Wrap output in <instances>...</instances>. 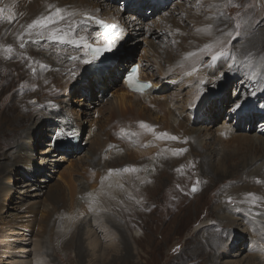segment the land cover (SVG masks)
Listing matches in <instances>:
<instances>
[{
    "label": "rangeland",
    "instance_id": "obj_1",
    "mask_svg": "<svg viewBox=\"0 0 264 264\" xmlns=\"http://www.w3.org/2000/svg\"><path fill=\"white\" fill-rule=\"evenodd\" d=\"M16 1L20 4L19 6L27 7L39 0ZM60 1L62 3L60 6L64 9L74 11L73 1L75 0ZM88 1L89 6L84 9L105 20L112 19V22L107 20L109 23L118 22L120 16L124 17L126 22L122 30L125 31V38L122 39L123 46L120 51L117 48V51L107 55L110 61L106 65L107 79L104 85L98 84L95 74L89 72L84 76L78 73L75 80L64 83L56 94V103L50 104L54 111H61V123L64 122V112H67L74 124L78 122V125H85L83 141L82 134H79L77 138L76 146L82 149V152L78 151L77 156H67L51 171L42 170V166H39L32 172L27 171L28 174H21L19 168L22 167L16 166L15 159L31 153L36 157L38 151L49 150V140L59 124L56 121H48L52 120L48 117L46 121L38 118L37 114H32V108L29 111L24 110V108L36 107L35 102L38 97L36 89L31 86L32 83L28 78L21 82L26 76V65L17 62L3 64L0 61V264H34L37 258H42L44 264H79V262L80 264H104L112 259H119L121 253L110 247V240H103L101 251L91 255L88 250L81 254L77 248L78 237H75L76 242L70 239L77 229L70 230L73 233L70 231L65 233L66 237H62L61 234L55 235L64 228L65 218H68L69 206L65 193H61V183L71 164V158H75L73 167L77 171L74 178L77 179L79 190L81 186L88 188L83 176L86 173L88 178L90 172L88 170L93 173L94 169L102 167L105 171L115 170L112 172L117 177L122 176L126 184L123 188L125 193L121 200L111 199L119 206L124 205L123 198L126 194L135 195L136 190L139 193L143 192L147 186H142L147 180L145 173L147 176L154 174L156 178L162 175V171L158 175L154 173L156 171L154 167L145 170L137 166L133 170L137 162L151 161L153 156L156 167L161 154L156 150L159 146H153L154 143L149 146L143 142L141 148L136 145L127 148L129 140L125 138V135L132 137L134 132L127 126L119 127L118 123L109 117L110 109L118 105L114 95L118 93L117 89L124 82L122 75L132 63L143 64L142 69L148 76H159L163 79L164 88L155 90V94L163 100L161 102H167L166 110L161 109L158 102L153 108L149 110L144 108L139 112L144 122L151 128L165 134L171 131L169 132L171 135H165L167 138L163 141L162 149L170 148V151L182 153L184 157L174 161L176 164L172 166L173 169L179 166L177 204L171 200L172 192L165 195L168 209H174L175 212L169 213L167 209L161 208L162 211L159 213L147 212V215L151 214L150 217L142 214L139 218L134 217L127 208H125L127 213L121 215L120 208L114 206L115 204L110 207H98L96 203L93 204L96 207L95 213L101 214L103 218H112L119 228H123L124 232L129 234L133 252L131 251V262L128 264H210V262L227 264L231 261H238L241 264H264V239H254L252 242V239L245 237L250 234L245 226L244 230H240L238 226H233L232 231L229 230L218 219L215 209L222 191L234 186L240 179H232L226 182V186L218 183L213 187L209 184L204 172L205 162L202 159L204 155H209L212 151L218 152L222 148L221 139L226 142L231 139V137L228 138L230 134L236 136L256 134L260 127L264 128V125L261 126L264 122V91L257 90L258 85H263L259 78L264 77L262 76L264 74V0H208V3L204 0H167L166 5L162 0H157L161 7L152 0H128L129 6L124 5L125 7L123 2L127 0ZM26 3L29 4L26 5ZM56 3L57 1L54 2L55 5ZM198 20H203L205 24L212 26L211 39L222 40L231 56L235 57V61L225 55L210 66V54L199 52L201 57L198 58V68L196 67L197 75L190 82H187L189 78L185 75L179 82L178 79L170 78L166 74L165 67L166 64L168 66L182 58L185 52L182 46L185 43L194 42L193 37L196 36L198 31L196 27L199 25V22L195 21ZM238 21L241 26L237 31ZM3 31L2 29L0 33ZM98 39L93 36L90 42L97 44ZM59 44L43 43L33 48V56L36 60L40 58L53 62L54 67L50 72L60 70L67 63L83 58L84 47L65 48L60 47ZM72 56L78 59L71 60ZM21 68H24L25 76L18 77L17 73ZM48 85L53 90L58 87L54 82H49ZM170 98L173 99L171 102L173 105L169 102ZM198 102L200 103L197 104ZM237 103L241 105L240 109L232 111L231 109ZM246 104L253 107L254 111L243 113ZM38 109L41 107L38 106ZM168 111L172 112L171 118ZM227 125H231V130L225 137L223 130H226ZM122 129L124 133L121 132ZM188 129L190 131H187ZM198 130L202 135L209 134L203 136L207 142L203 148L202 145L200 146V141H198V148L193 144L196 140L193 134ZM69 132L63 129L57 141V148L54 150L59 153H69L71 150L75 152L74 149H65L69 145L67 140L73 139L75 130L70 137ZM200 139H202L201 136L197 140ZM20 140L22 141V146H18L20 150L12 152L14 144H19ZM96 140L99 144L94 148L93 142ZM13 141H15L13 146H10L9 144ZM113 148L116 149L112 151ZM137 148L145 155H138L135 150ZM54 150L46 153L44 157L57 159L51 157L56 152ZM94 150L99 156L89 168L85 156ZM115 159L120 160L121 166L115 167L117 166V163L114 165ZM215 160H218V156ZM121 161L124 162L121 163ZM234 161L229 164L232 163L233 166L239 160ZM183 162L190 166V170L187 167L183 169L185 167ZM132 176L137 177L134 183L131 180ZM167 177L168 174L165 173L163 180L167 181ZM26 182L31 183V186L32 184L46 186L41 191L29 190L31 187L25 186ZM194 185L197 188L196 191L192 190ZM8 187L11 189L6 191ZM50 196H57L56 200L51 202ZM243 197L247 202L251 201L250 198ZM148 198L152 201L150 194ZM239 200L241 199L236 198L233 202H228V205L237 206ZM145 201L151 203L148 200ZM34 205L39 212L31 215L28 210ZM44 207L52 211V223L48 229L44 227L45 221L41 211ZM80 219L77 217L75 221ZM206 220H212L211 224L205 223ZM95 224L91 223V226ZM75 225L73 227H76ZM139 226L145 228V234ZM89 229V226L83 228L85 246L89 236L86 232ZM232 232L233 239L224 238L228 235L230 237ZM223 238L225 244H229L230 250L225 251L216 247L215 251L219 249L220 253L218 251L213 254V243L218 240L221 243ZM116 239L119 241L118 234ZM215 258L217 260H214Z\"/></svg>",
    "mask_w": 264,
    "mask_h": 264
},
{
    "label": "bare ground",
    "instance_id": "obj_2",
    "mask_svg": "<svg viewBox=\"0 0 264 264\" xmlns=\"http://www.w3.org/2000/svg\"><path fill=\"white\" fill-rule=\"evenodd\" d=\"M55 1H57L56 3L57 5L54 4ZM204 1L208 3V0H204ZM73 2H74L73 10L77 14L76 17H79V18L75 17L74 18L75 20H80L85 15L96 16L95 14L88 13V11L84 9L85 7L89 6L88 0H75ZM60 3H61L60 0H39L35 4L31 3L32 5L31 4L28 5L29 3L28 4L26 3V5L28 6L22 7L19 6L20 4L16 0H0V8L4 9V12L0 14V31L2 29L4 30L3 32L0 33V61L3 64L4 63L6 64L7 62L9 63L17 62V63L25 64L26 76H25L24 68L23 69L21 68L18 71L17 75L18 77L25 76V78H23L21 82L26 78H28L32 83L31 86H33L36 89L37 91L36 95L38 96L36 97L38 101L36 99L35 102V104L37 105L36 107H28V108H24L23 106L21 107H23L24 110L27 111H29L32 108L33 109L32 114L33 115L37 114L38 118L44 119L46 121L48 117L49 119H52L48 121H56L59 124V126L54 130V134L53 136H51L52 138L49 140L48 143L49 150L42 149L38 151L36 157L32 156L34 154L31 153V154L21 155V157L15 159L16 166L22 167L19 168V171L22 172L21 174H28L27 171L32 172L39 166L40 167L42 166V170H49V171L54 170V167H56L58 163L64 161L62 159H65L67 156H77L78 151L82 152L80 146L78 148H73L74 144L72 143L71 139L67 140V144L69 145L66 146L65 149L68 150V148L70 147L71 149H74L75 152H73V150L71 149L69 153H59L58 151L54 150V148L55 149L57 148L56 147L58 144L57 141L60 135L63 133V129L66 130L67 132L72 131L74 129L75 130L74 136L78 134H82V141H83V135L86 131V127L85 125L84 126L78 125L79 124L78 122L74 124L72 118L67 114V112H64V116H63L64 122L61 123L60 120L61 111H54V108H52L50 104L56 103V94L59 92V90H61L64 83L65 82L69 83L75 80V76L78 73H82L84 74V76H86L89 72L95 74L99 85H104L107 79L106 65L110 61L109 56L106 55L103 57H99L95 60H92V54L91 52L88 51V47H87L93 45V43L90 42V38H92L93 36L99 38L97 44L101 45L106 43L105 38L102 35L100 29L97 27V25L93 22L92 19L87 24L86 28L81 26L79 28L74 29V32L76 33V36L74 38H76L77 36L86 37V39L81 43L87 45L86 47H84V52L82 53V55L83 58H86L90 61V63L88 64L83 63V58H82L79 61L67 63L60 70H53L50 72L51 68L54 67L53 62L42 60L39 57H37L39 59L36 60V58H34L33 56L34 55L33 48L34 46H40L43 43L54 45L56 44V42L48 41L45 39H41L40 37L34 36L33 39L38 40L39 42L28 43L27 42L28 37L25 36L24 37V40L26 42L25 47L20 48L21 41L20 39H18V37L27 30V25L31 24L35 19L41 16L49 15L57 7L64 9L62 6H60L62 5V3L61 4ZM119 12L120 10L118 11V13ZM9 16L12 17L11 21L8 20ZM107 20H109V22H112V19L110 18H108ZM117 21L118 22L115 21L116 24L119 23L122 28L125 27L126 21L124 17L120 16V18ZM195 22H199V25H197L196 27L198 28L196 36L193 37L194 42L191 44L185 43L182 46L185 49L183 56L181 55L182 58L179 61L171 63L168 66L166 64L165 67L166 74L170 78L178 79L177 81L179 82H181L182 78L185 75L189 78V80L188 78H185V80H188L187 82L192 81V79L197 75V71H198L197 70L198 58L201 57L199 55V52H201L200 54H203L204 52L201 50L204 48V46L206 44L214 42V40H212L210 37L212 36V32L211 35H208L206 32L201 31V29H204L208 26L207 24H205V21L198 20ZM8 24L11 25L8 26ZM59 26L65 27L64 24H61ZM124 32L122 30L121 39L118 41V43L115 46L116 48L118 47V51H120L121 47L123 46L122 39L125 38ZM5 37L7 40L5 39ZM9 46H11L13 49L11 53H8L6 51V49ZM59 46L65 48H77L75 45L72 44L60 43ZM85 52H88L87 57H84ZM191 53H196L197 55H189ZM41 65H44L46 67H41ZM33 69H35V71H33ZM61 70H63V72H60ZM262 76H264V74ZM14 77L15 76H13V78ZM139 78L143 80L146 79L151 81L153 80V88L143 93H135L129 89L128 85L125 82H123V84L120 85L119 89H117L116 91L118 93L114 95L116 98L115 101H117L118 105L113 106L110 109L109 114L111 116L109 117H112L114 119L113 121H116L119 127L124 125L131 128L132 131L134 132V135H132V137H128L127 135H125V138L129 140V143L127 144V148H130L135 145L141 148L143 142H146L147 145L149 146H152L151 144L153 143H154L153 146L155 145L159 146V149L156 150L161 152V154H160V159L158 160V165L156 167L154 165L155 159L153 156L151 161L137 162L133 170L137 166H141L145 170L146 168L151 169L152 167H154L156 171L158 170V172L154 171V173L158 175L162 171V175L159 178L157 177L158 178L157 179L156 175L153 174L151 176L150 175L147 176V173H145L144 175H146L145 178L147 180L146 183L143 184L142 186L144 187L146 185L147 186L141 193L137 192L136 190L134 193L135 195L126 194L127 197L125 196L123 198L124 199L123 206H119L118 203L117 204L113 203L111 199H115V198H118L119 200L122 199L123 193H125L123 192L124 190L123 188L126 187L125 180L122 179V176L121 178L117 177V175H115L113 172H109L107 170L105 171L104 168L102 167L94 169L93 173L91 172V170H88L90 171L88 174V178L86 176V173H84L85 172L84 171L83 176L87 182L88 188L87 187L83 188L84 186L83 187L81 186L82 189L80 188L79 190L77 186V179L74 178V174L77 171L73 167L75 158L74 159L71 158L70 159L71 164L68 166L63 176L65 182L62 181L61 183L62 185L61 193L62 194L65 193L66 201L68 202V206L70 210L67 209L68 218L67 219L65 218L64 228L58 231L55 236L61 234L62 237H66L65 233H68L72 229L75 230L77 229L70 239L76 242L75 237H78L79 243L77 245V248L80 250L81 254H84L88 250V252L91 255H96L98 251H101V248L103 246L102 245L103 240L105 241L110 240L111 241L109 244L110 247H112L113 250L117 249L118 252L121 253V255L119 256V259H112L108 263H104V264H128L129 262H131L130 256L132 255L133 252L132 250L133 246L129 242V234L124 232L123 228H119V226L112 218H106V217L103 218L101 214L95 213L96 207L93 205L94 203H96L98 207L99 206L110 207L115 204L114 206L120 208L121 215L122 213H127L125 210V208H127L134 217H139L142 214H144L147 217H150L151 214L147 215V212L159 213L162 211L160 210L161 208L167 209L169 213L173 212L174 209L172 210L168 209V204H166L167 200L165 199V195L166 194L169 195L170 192H172L171 200H173V202L177 204L176 190L178 187L177 174L179 172V166L177 165L178 168L176 166L175 169H173L172 166L176 164L174 163V161H179V158L184 157V154L177 153L176 151H170V148L162 149L163 141L165 140V138H167V136L164 135L165 133H161L159 130L153 129L150 126L149 128L140 127L141 122H143L144 124L146 123L142 119L139 110H143L144 108L149 110L153 108L155 104L158 102H160L158 103L160 104V108L166 110L168 106L166 104L167 102L166 101L161 102L163 100L159 99L157 94H155V90L163 89L165 84L163 83V79L161 77L159 76L150 77L144 72V69H141ZM62 79H64V81H62ZM259 80H262L263 85L261 86L258 85L257 90L264 91V77H260ZM204 81L206 82L207 80ZM49 82L52 83L54 82V84L57 83L58 87L55 90L51 89L48 85ZM157 87L159 89H157ZM15 92L17 93V89H15ZM172 100L173 99L170 98L169 102L171 103ZM191 100H194V98H192ZM199 103L200 102H198L197 104ZM38 106L41 107V109H38ZM253 111H254L253 107L247 106L246 104L242 112L247 113ZM168 112H169V117L171 118L172 112L170 111ZM44 113H46L47 116ZM262 125H264V122L261 123V126ZM225 128L226 130L224 129L223 133L226 137L227 134L229 133V130H231V125H227ZM187 131L190 130L188 129ZM169 132L171 131L169 130L166 133L168 135H171V133ZM257 133L245 134L244 136L241 135L236 136L235 134H233L235 135L233 136L230 134L228 138L231 137V139L227 140L226 142L221 139L222 148L218 152L215 153L211 150L212 152L211 153L209 152L210 153L209 155L206 154L204 155V157H202L203 161L205 162V165H203L204 172L208 177L209 184H211L212 186L217 185L218 183H221V185L225 184L224 186H226L227 185L226 182H229L232 179H240L238 183L236 182L237 180L235 181L236 183L234 184V186L222 191V194L219 195L220 198L218 199V203L215 209L219 217L218 219H220L222 223L225 224V227H227L229 230L232 231L233 226H238L240 230H244L243 227L245 226L246 230L250 233L245 237L252 239V242H254V239H264V128L260 127V130ZM71 135H69V137ZM207 135H202L201 131L199 130L195 134H193L194 137L196 136L195 143L192 142L194 146L198 148L199 147L198 141H200V146L202 145V148L205 147V144H207V142L205 140V137L203 136H207ZM200 136L202 139L197 140ZM14 142L15 141L11 142L9 145L13 146ZM93 144L95 148V146H97L99 143H97L96 140L95 142H93ZM18 146L20 147L22 146L21 140L19 141V144H14V148L11 149L12 152H14V150L15 152L19 151L20 147L18 148ZM194 146L193 148H195ZM115 149L116 148H113L112 151H114ZM53 150L56 152L53 153L51 157H56L57 159L54 160H52V158L46 159L44 155ZM135 150H137L138 155L144 154V152H141L138 148ZM112 151L109 153V155L112 153ZM98 156L99 155L98 153H96L95 150L91 151L85 156V158H87V161L89 163L88 164L89 168L92 166L93 161H97L96 159ZM217 156H218V160L216 161L215 158ZM234 160L235 161L239 160V161L235 163L233 166L231 165L232 163L229 164ZM122 162L124 161H121V163ZM185 162H183L184 164L181 163L185 166L183 167V169L187 167L190 170V166L186 164L187 162L186 163ZM115 163H117V166L115 167H118L120 165V160L115 159L114 165ZM165 173L168 174L167 181L163 180V175ZM131 180L134 183V180L137 181V177L132 176ZM43 183L45 182L43 181ZM30 184L31 183L26 182L25 186H30L31 188H29V190L34 189L35 191L37 190L41 191L46 186V185H34V184H32L31 186ZM138 187H140V185H138ZM163 187L166 188L163 189ZM10 189L11 187H8L6 191ZM166 191H168V193H165ZM148 194H150V199L152 201L149 200ZM248 194H255L256 199L255 200L251 199V201L247 202L243 196L249 198ZM56 197L57 196H50L49 200L53 202L56 200ZM229 198H231L232 202L236 198H239L241 200L238 201L239 203H237V206H229L228 205ZM145 200H148L151 203H148ZM41 211L45 221L44 227L48 229L50 223H52L51 220L52 211L49 210L48 207L47 208L44 207L43 210ZM28 212H30V214L32 215L35 214L36 212H39V210L37 209V206L34 205L31 207V209L28 210ZM55 212L57 213V211ZM77 217H80L81 219L79 221H75ZM211 221L206 220L205 223L211 224L210 223ZM91 223H96V224L95 226H91ZM74 224H76L75 225L76 227H73ZM85 226L90 227V229L87 230L86 232V234L89 233V236L87 238L88 242L86 246L84 245L83 242V228ZM139 228L142 230L144 234L146 233L145 228H142L141 226H139ZM70 233L73 232L70 231ZM117 234L119 235V241H117L116 239ZM231 235L230 237L228 235L225 236L224 238L233 239V232ZM224 238L221 241V243L219 242V240L218 242L213 243L212 245L213 254L217 253L219 249H224L225 251L230 250L229 249L230 246H228L229 244L228 245L225 244L226 242ZM203 246L206 247L205 245ZM216 247H218L219 249L215 251ZM214 260L217 259L215 258ZM212 263L215 262H210V264ZM233 263L241 264L238 263V261H234V262L231 261L228 262L227 264H233ZM34 264H44V263L42 258L41 259L37 258L34 261Z\"/></svg>",
    "mask_w": 264,
    "mask_h": 264
},
{
    "label": "snow or ice",
    "instance_id": "obj_3",
    "mask_svg": "<svg viewBox=\"0 0 264 264\" xmlns=\"http://www.w3.org/2000/svg\"><path fill=\"white\" fill-rule=\"evenodd\" d=\"M4 12L3 8H0V14ZM76 12L70 11L68 9H62V8H55L54 11H52L47 16H41L37 19H35L31 24L27 25V30L21 34L18 39H20V48L25 47V40L24 37H28L27 42L28 43H38V40L33 39V37H40L41 39H45L48 41L61 43V44H72L76 47H86L87 45L82 44L81 42L86 39L84 36H79L78 39L74 38L76 36V33L74 32V29L79 28L81 26L87 27V24L91 21V17L85 15L80 20H75ZM222 15V13H221ZM8 20L11 21L12 17L9 16ZM96 23H103L102 21H96ZM64 24L65 27H60L59 25ZM240 22L238 21L236 24L237 31L240 28ZM211 28L212 26L209 25L204 29H201V31L206 32L208 35H211ZM105 33L104 38L106 41V47L100 48H92L91 46L88 47V51L92 54V60H95L99 57V54L102 51H109L112 48L116 46L118 41L121 39V34L116 31L117 25L115 24H107L105 25ZM231 35V33H229ZM214 49H217L216 51H213ZM6 51L8 53H11L13 51L12 47L9 46ZM203 52L209 53V60L211 61V64H215L217 61L221 60L225 55L230 56L234 61L235 57L231 56V53L228 51L226 46L223 44L222 40H216L213 43L206 44L204 48L201 50ZM88 52L84 53V57H87ZM189 55H197L196 53H191ZM71 60H77L78 57L72 56L70 57ZM83 63L88 64L90 61L86 58H83ZM41 67H46L44 65H41ZM35 71V69H33ZM136 69H133V75H130L128 77L129 81V87H131L134 91L143 92L145 89H148L151 87L150 83H139L136 81L135 77ZM254 75V74H253ZM241 105L239 103L235 104L234 107L231 109L232 111H236L237 109H240ZM140 127L142 128H149L147 124H144L141 122ZM74 131V129L72 130ZM72 131H70L68 134L71 135ZM122 133H124V130H121ZM223 134V133H222ZM167 135V134H164ZM172 139H176L175 137H171ZM184 151V150H179ZM110 172L115 170H109ZM259 182V181H257ZM193 191H196L197 188L194 185ZM249 198L252 200H255V194H248ZM229 203H231V198H229Z\"/></svg>",
    "mask_w": 264,
    "mask_h": 264
}]
</instances>
